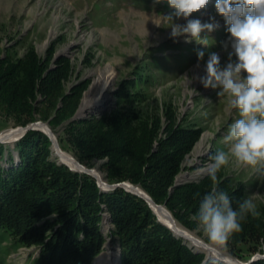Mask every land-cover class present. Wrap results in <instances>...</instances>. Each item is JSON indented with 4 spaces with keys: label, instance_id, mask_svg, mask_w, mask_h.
Segmentation results:
<instances>
[{
    "label": "rangeland",
    "instance_id": "374dc122",
    "mask_svg": "<svg viewBox=\"0 0 264 264\" xmlns=\"http://www.w3.org/2000/svg\"><path fill=\"white\" fill-rule=\"evenodd\" d=\"M215 3L216 0H209L205 8L190 17L218 24L214 31L201 33V37L207 36L208 43L211 44L210 47H205L194 39L186 42L189 39L186 36L171 38V21H165L163 16L174 10L166 2L154 5L153 0H0V58L8 52L14 62L28 50H32L44 64L43 77L54 69H58L62 74L60 92L56 91L51 101L37 90L34 97L28 101L33 109L34 120L26 126L48 123L57 143L62 142L61 145L68 151L62 150L58 143L59 149L75 160L77 158L69 150L70 133L66 130L70 123L84 119L124 115L143 118L149 127L156 120L158 128L150 152L156 151L160 142H167L172 136H181L180 132L197 130L198 137L184 155L168 193L171 194L177 188L175 184L199 185L200 182L210 179L204 172L194 179L177 182L181 174H194L205 169L211 163L209 157L217 149L226 148L222 137L227 131V126L239 118L238 110L231 107L230 97L225 95L219 98V89L205 88L199 82L200 77L206 75V62L210 52L219 55L222 67L228 60L224 44L230 34L227 32L224 18L217 13ZM173 22L186 24L183 18H174ZM201 50L205 53L204 59L198 60L197 52ZM106 67L113 70L114 76L104 105L99 110H92L78 117L85 94L93 86L97 75ZM68 96H77V101L72 103L74 106L64 100ZM62 107L71 108L70 113L64 114L63 121L50 125L49 121ZM105 110L107 111L104 112ZM18 128L11 119L5 120L0 116V134ZM204 134L207 138L197 154L195 147ZM22 137L14 142H0L5 149V156L0 159L2 170L8 171L18 166L20 160L17 144ZM50 143L47 160L60 166L64 165L55 155L51 140ZM10 156L12 160L9 159ZM106 161V158L84 160L82 163L77 160L83 167L97 169L105 183L109 184L104 167ZM217 176L219 190L228 193L234 207L243 198L258 193L256 203L261 213L258 219L249 216L242 223L243 226L248 224L246 232L242 230L238 234L235 233L238 240L232 239L233 234L226 247H221L222 251L241 264H258L264 261V237L257 239L256 234L258 228L264 226V199L260 198L264 197V183L257 179L254 169L237 166L235 160L222 167ZM90 177L95 180L100 193L112 191L100 188L97 180ZM133 186L141 188L139 185ZM212 186L210 179L208 191ZM164 204L166 206V202L161 205ZM100 207L101 219L98 227L102 244L89 264H93L105 251L107 244L116 252L118 264H121V245L115 235L111 215L104 203H100ZM170 214L172 215L171 212ZM193 216H190L192 221ZM155 217L165 226L157 215ZM47 219L54 220L51 224H56L58 215L51 214ZM194 222L192 229L178 223L197 238L211 244L197 228L196 221ZM20 228L23 233L27 230V227ZM57 230L58 224L52 225L44 235L33 237L35 240L22 241L0 228V264H41L39 259L45 245L38 244H48ZM250 231L254 234L250 235ZM172 234L193 253L204 255L202 263L206 260L205 264H223L218 259L207 258L204 252L197 251L189 242L178 238L173 232ZM243 235L244 238L240 239Z\"/></svg>",
    "mask_w": 264,
    "mask_h": 264
},
{
    "label": "trees",
    "instance_id": "16d2710c",
    "mask_svg": "<svg viewBox=\"0 0 264 264\" xmlns=\"http://www.w3.org/2000/svg\"><path fill=\"white\" fill-rule=\"evenodd\" d=\"M7 53L0 58V116L11 119L16 127H25L34 120L28 101L36 90L51 101L56 91L60 92L62 74L54 69L43 77L44 64L32 50L14 62ZM64 100L72 105L77 96H68ZM70 109L60 108L49 121L50 125L63 121L64 114H69ZM157 128L156 120L149 127L143 118L120 115L73 122L66 131L70 133L69 150L80 163L106 158L104 167L109 184L129 182L139 185L156 205L166 202L174 219L192 229L195 222L190 216L195 215L200 199L208 192L210 179L199 185H182L171 194L168 189L184 155L197 139L198 131L180 132L181 136L160 142L157 150L150 152ZM58 143L62 150L68 151L62 142ZM50 144L47 135L28 130L17 144L18 166L8 171L0 168L1 229L28 241L35 240L33 237L39 234L44 235L48 228L58 224L49 243L38 244L45 245L39 259L41 264H89L102 244L98 227L100 203L106 205L115 226V235L121 245V264L202 263L204 255L193 253L160 224L142 198L123 188L100 193L95 180L87 174L49 162ZM4 150L0 145V159L5 156ZM197 192L199 197L195 196ZM51 214L58 215L56 224H51L54 220H46ZM244 225L246 232L248 224ZM20 226L27 227L26 232H21ZM256 234L257 239L264 237V226L259 227ZM233 236L232 239L237 235L234 233ZM258 264H264V261Z\"/></svg>",
    "mask_w": 264,
    "mask_h": 264
},
{
    "label": "clouds",
    "instance_id": "9594fccd",
    "mask_svg": "<svg viewBox=\"0 0 264 264\" xmlns=\"http://www.w3.org/2000/svg\"><path fill=\"white\" fill-rule=\"evenodd\" d=\"M162 2L174 10L163 16L165 21H171V38L186 36L189 38L186 42L194 39L205 47L211 46L209 38L201 37V33L214 31L218 24L190 18L205 8L209 0H153L154 5ZM215 8L230 34L224 44L228 60L222 67L219 55L210 52L206 75L200 77V82L205 88L219 89V98L230 97L231 107L238 110L239 118L227 126L222 137L226 148L217 149L209 157L211 163L204 171L213 186L200 199L192 219L211 244L226 247L230 237L243 230L242 222L249 216L256 219L261 216L256 203L258 193L238 201L234 208L228 193L219 190L217 174L235 160L237 166L254 169L257 179L264 183V0H216ZM174 18H183L186 24L174 23ZM204 55V51H198V60H203Z\"/></svg>",
    "mask_w": 264,
    "mask_h": 264
},
{
    "label": "bare ground",
    "instance_id": "6f19581e",
    "mask_svg": "<svg viewBox=\"0 0 264 264\" xmlns=\"http://www.w3.org/2000/svg\"><path fill=\"white\" fill-rule=\"evenodd\" d=\"M113 76H114L113 70L107 67L97 75V79L95 80L93 86L90 88V90L85 94L83 98V101L78 111V117H81L86 113L91 112L92 110H96V109L99 110V108H101L104 105L105 100L110 91ZM34 127L51 134L50 130H48V128L43 124H36ZM21 135H22L21 129L8 130L0 134V140L2 142H14L18 138H20ZM206 138L207 135L205 134L202 135L200 141L197 143L195 147V151L197 154L200 153V149H202ZM53 149L55 155L64 165L68 166L71 169H75V170L77 169L80 173L83 172V170H81L80 168L82 167L84 170H87V172L90 175L95 177L96 180H98L102 188L104 187L105 181L103 180L101 174L98 172L97 169H88L86 167L79 166L77 160H75L69 154L64 153L59 148L56 147L54 148V146ZM204 172L205 171L203 169V170H198L194 174H181L178 176L177 182L180 183L189 179H194L202 175ZM125 187L131 193L140 196L149 203V201L147 200L149 199L147 194L141 188L130 185L129 183H126ZM151 207H152V211L155 212L154 214L157 215L158 218L160 219V222L166 225L167 228L171 229V231L178 238H182L186 242H189L191 245H193L197 251L204 252L207 255V258L218 259L223 264H241L240 262L231 258L228 254L224 253L220 246L207 244L203 240L197 238L194 234L184 229L178 222H176V220L173 218L170 212H168V210H166L165 208L154 205H152ZM93 264H118L117 254L110 246V244L105 245V251L95 259Z\"/></svg>",
    "mask_w": 264,
    "mask_h": 264
},
{
    "label": "water",
    "instance_id": "95a60500",
    "mask_svg": "<svg viewBox=\"0 0 264 264\" xmlns=\"http://www.w3.org/2000/svg\"><path fill=\"white\" fill-rule=\"evenodd\" d=\"M107 110H105L104 112H106ZM103 112V113H104ZM36 124H41V123H35V124H29V125H27V126H25V127H19L18 129H21L22 130V135H21V137L28 131V130H38V131H40V132H43L45 135H47L49 138H50V140H51V142H52V144H53V146H54V148L56 147V148H59V146H58V143H57V140H56V137H55V135H54V133L52 132L51 134H52V136H51V134L50 133H47L46 131H42V130H39V129H37V128H35L34 126L36 125ZM47 128H48V130H50V128L48 127V123H46V124H44ZM51 131V130H50ZM0 142H2L1 140H0ZM60 163H62V162H60ZM63 164V163H62ZM79 166H82V165H80L79 164ZM81 168V170H83V172L82 173H84V174H88V175H90L88 172H87V170H84L82 167H80ZM70 170L71 171H73V172H78V173H80L77 169L75 170V169H71L70 168ZM90 176H92V175H90ZM93 177V176H92ZM93 178H95V177H93ZM97 182H98V180H97ZM126 183H129V182H124V183H121V184H115V185H109V184H107V183H105V185H104V187L102 188L101 187V185H100V183L98 182V185L100 186V188H102V189H105V190H113V189H116V188H123V189H125L126 191H128V192H130L129 190H127V188L125 187V184ZM130 184V183H129ZM175 187H179L180 186V184H175L174 185ZM131 193V192H130ZM133 194V193H132ZM135 195V194H134ZM136 196H138V195H136ZM148 196V195H147ZM138 197H140V196H138ZM141 198V197H140ZM148 198L149 199H147L148 201H149V203L145 200V202L150 206V208H151V210H152V205H154V206H158V207H163V208H165L166 209V206H165V204L164 205H156L155 203H154V201L148 196ZM143 199V198H142ZM144 200V199H143ZM166 226V225H165ZM206 263V260H204V262L202 263V264H205Z\"/></svg>",
    "mask_w": 264,
    "mask_h": 264
}]
</instances>
